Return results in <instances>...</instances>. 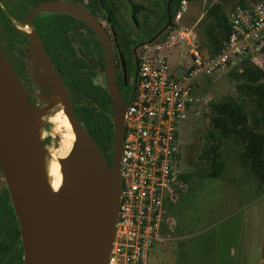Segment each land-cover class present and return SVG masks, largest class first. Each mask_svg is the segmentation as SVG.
<instances>
[{"label": "water", "instance_id": "water-1", "mask_svg": "<svg viewBox=\"0 0 264 264\" xmlns=\"http://www.w3.org/2000/svg\"><path fill=\"white\" fill-rule=\"evenodd\" d=\"M173 0L168 1V23L145 44L154 43L170 27ZM58 7L78 15L97 32L107 52L108 85L114 102L115 145L113 167L103 156L65 105L64 112L76 136V153L60 160L61 191L48 185L41 164L43 142L35 123L38 110L0 51V167L19 220L25 264H109L113 248L121 194V153L128 103L121 98L114 69L109 35L98 19L83 7L70 3H47L33 13ZM36 59L55 87V70L38 39L32 38ZM136 91V90H135ZM61 93V92H60ZM97 200L103 210L99 224L90 221L87 204Z\"/></svg>", "mask_w": 264, "mask_h": 264}, {"label": "built area", "instance_id": "built-area-1", "mask_svg": "<svg viewBox=\"0 0 264 264\" xmlns=\"http://www.w3.org/2000/svg\"><path fill=\"white\" fill-rule=\"evenodd\" d=\"M186 11L183 0L176 24ZM228 16L230 35L223 50L212 57L202 55L196 26L179 27L167 38L144 46L137 91L124 115L119 215L109 264H149L167 220L165 201L176 199L181 182L180 126L206 99L198 95V78L225 67L243 72V62L264 55V0H243ZM180 45L193 63L178 77L184 61L172 71L169 55Z\"/></svg>", "mask_w": 264, "mask_h": 264}, {"label": "rangeland", "instance_id": "rangeland-1", "mask_svg": "<svg viewBox=\"0 0 264 264\" xmlns=\"http://www.w3.org/2000/svg\"><path fill=\"white\" fill-rule=\"evenodd\" d=\"M92 1L81 0V3L91 5ZM103 1L104 4L112 5L118 15L123 18L128 30L134 34L133 40L154 36L168 23L169 0H134L135 3L145 8L139 18L140 26L144 31L134 26L130 17L131 5L128 0ZM209 2L216 3L219 0L187 1V11L173 31L179 27L195 26L204 17ZM233 4L227 6L228 13ZM165 31L156 41L163 39ZM10 47V42L3 45L7 53L10 52ZM182 61H184L183 65L180 70H177L178 77H181L184 69L193 63L184 45L174 48L169 55L171 70L175 71ZM252 62L264 70V55ZM235 71L241 73L239 68L225 67L217 70L210 77L198 78L200 83V89L197 90L198 95L206 99L180 126L177 166L181 172V182L176 190L175 201H165L166 221L168 222L162 224L161 229L163 234L172 235L173 228L176 231L174 236L179 238L175 242L170 240L163 245L161 243L155 245L156 256L151 259L153 262L170 264L172 256L175 258L178 256L177 258L182 261L184 247L218 246L222 248L233 245L245 251L251 247L255 249L264 247V188L259 179L242 165L240 160L242 148L232 139H222L224 171L218 177L208 176L210 163H205L200 159L202 149L216 142L208 135L213 130L210 123L212 102L219 103L226 99L236 98L242 102L250 114L255 110L256 103L239 89L243 80L234 78L232 73ZM36 109L38 110L35 123L36 132L38 131V137L43 142L44 155L51 158L50 151L59 147L58 142L62 140L64 128H58L57 124L49 120L55 114L50 116L46 114L45 107H36ZM57 111L56 109L55 112ZM215 134L218 135L217 132ZM63 184L64 179L58 191L62 190ZM5 185L4 176L0 171V192ZM88 203L90 205L86 206L90 209L89 219L93 225L97 226L103 216V210L97 200ZM172 247H174L173 250ZM219 250L221 251L215 248V251ZM246 261L247 259L243 257L238 259L239 264H246Z\"/></svg>", "mask_w": 264, "mask_h": 264}, {"label": "flooded vegetation", "instance_id": "flooded-vegetation-1", "mask_svg": "<svg viewBox=\"0 0 264 264\" xmlns=\"http://www.w3.org/2000/svg\"><path fill=\"white\" fill-rule=\"evenodd\" d=\"M103 2L93 0L86 5L81 0H0V51L32 105L45 107L46 114H55L54 117L55 110L64 111L66 105L112 168L116 114L104 44L96 30L75 13L53 6L33 13L43 4L70 3L96 17L111 39L115 79L121 98L127 103L137 91L145 43L156 34L133 40L134 34L123 18L112 5ZM144 10L131 8L130 17L136 29H142L139 18ZM32 38L39 40L55 70V87L36 59ZM7 42L11 43L9 53L3 48ZM76 147L73 146L70 157L75 155ZM0 264H25L19 220L7 183L0 192Z\"/></svg>", "mask_w": 264, "mask_h": 264}, {"label": "trees", "instance_id": "trees-1", "mask_svg": "<svg viewBox=\"0 0 264 264\" xmlns=\"http://www.w3.org/2000/svg\"><path fill=\"white\" fill-rule=\"evenodd\" d=\"M128 1L133 10L143 9V6L135 3L134 0ZM182 1L173 0L171 5L173 20L169 27L171 31L167 29L163 38H167L176 27L175 16ZM242 1L209 2L204 17L195 24L200 50L204 57H212L223 50L230 35L229 13L226 8L229 4L234 3V6ZM242 68L243 72L235 71L232 75L236 79L243 80L239 89L256 103L255 110L250 114L242 102L236 98L226 99L219 103L212 102L210 123L213 130L208 135L216 142L202 149L200 159L205 163H210L208 176H220L224 171L221 142L222 139H232L242 148L240 153L242 165L259 179L264 188V70L249 60L243 62Z\"/></svg>", "mask_w": 264, "mask_h": 264}, {"label": "crops", "instance_id": "crops-1", "mask_svg": "<svg viewBox=\"0 0 264 264\" xmlns=\"http://www.w3.org/2000/svg\"><path fill=\"white\" fill-rule=\"evenodd\" d=\"M167 222L168 221H164L163 224H166ZM162 232L163 230H160L161 238L155 245H158L159 243L163 245L170 240L175 242V240L179 238L174 236L176 231L173 228L172 235L163 234ZM155 245L153 246L150 252L149 264H159L158 262H153L151 260L153 257L156 256V253L154 251ZM215 248L221 249V251H215ZM173 249L174 247H172V250ZM182 250L184 251L183 260L180 261V258H177L178 256L176 258L175 256H172V262L170 264H239L238 259L242 257L247 259V261L245 262L246 264H264V247H260V249H255V247H251L250 249L248 248L247 251L237 248L233 245L224 246L222 248L218 246H206L203 248L184 247Z\"/></svg>", "mask_w": 264, "mask_h": 264}, {"label": "bare ground", "instance_id": "bare-ground-1", "mask_svg": "<svg viewBox=\"0 0 264 264\" xmlns=\"http://www.w3.org/2000/svg\"><path fill=\"white\" fill-rule=\"evenodd\" d=\"M51 122L57 124L58 128L63 127L64 133L62 134V140L59 147L50 151L51 158L42 156L41 164L48 185L52 188V190L58 191L63 182L60 160H64L70 155L76 142V136L73 131L72 124L70 123L67 115L64 113L63 108L60 109L59 113L57 112V115L51 119Z\"/></svg>", "mask_w": 264, "mask_h": 264}]
</instances>
